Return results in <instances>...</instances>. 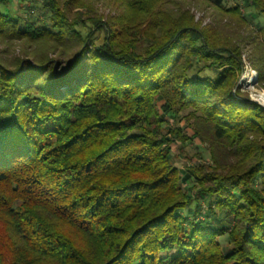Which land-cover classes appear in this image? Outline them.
<instances>
[{
	"label": "trees",
	"instance_id": "1",
	"mask_svg": "<svg viewBox=\"0 0 264 264\" xmlns=\"http://www.w3.org/2000/svg\"><path fill=\"white\" fill-rule=\"evenodd\" d=\"M97 1L26 2V19L0 12V41L27 46L23 57H0L1 212L62 263L92 264L19 207L67 220L109 255L107 264H264V109L234 94L244 69L237 42L217 35L220 21L202 27L182 0L167 2L171 21L165 0H102L107 18ZM193 1L228 18L224 27L250 29L239 6ZM246 8L264 15V0ZM35 10L51 25L32 20ZM97 32L105 34L100 46ZM259 32L264 38V27ZM261 36L253 38L263 49L254 67L264 85ZM183 109L193 111V123L192 135L175 129L181 138L214 140L225 155L222 164L212 154V173L190 167L182 175L164 151L159 127ZM195 188V213L200 200L216 198L218 225L184 227ZM6 245L1 238L0 264Z\"/></svg>",
	"mask_w": 264,
	"mask_h": 264
},
{
	"label": "rangeland",
	"instance_id": "2",
	"mask_svg": "<svg viewBox=\"0 0 264 264\" xmlns=\"http://www.w3.org/2000/svg\"><path fill=\"white\" fill-rule=\"evenodd\" d=\"M42 1L43 0H4V5L0 3V12L10 13L12 16L18 15L19 17L26 19L30 17V14L27 11V4L25 5V3L27 2L28 4H31L38 8L42 6ZM165 1L166 4L161 6V9L166 12L164 15V20L171 21V14H167V11L169 12L170 8L168 4L169 0ZM182 1V5H185V7L190 10L191 14H193L195 17V21H200L202 23V27L220 21V29L217 30V35L222 40L231 41L232 44L233 41L237 42L236 45L242 50L244 69L243 72L238 75L239 80L234 87V94L236 95V91L239 90L242 95H247V97L250 99V103H253L251 102V99H254L255 91H264V85L262 83H258V72L254 67L257 63L254 59L257 58L256 55L260 54L258 52H261L263 49L260 48V44H257L258 42L256 43V40L253 39L254 37L256 38L257 36H261L259 28L264 27V15L257 14L255 11H253L252 13L249 12L246 8L249 0H225L226 7L239 6L240 8H242V12L244 11L245 15L248 18V23L250 26V29L248 31H244L242 27L236 26L233 23H231L233 26L227 25L226 27H224L225 24L229 22L228 18L223 17L222 21L219 20L221 19L222 15L218 14L217 11H215V9L210 5V3L205 4L202 1L194 2L193 0ZM5 4L8 6H5ZM106 4L109 3H107V1L98 0L94 4V8L96 11H98L99 15L107 18L108 15L111 14V11L106 6ZM168 15H170V17H168ZM86 17L87 15H84L83 19H86ZM32 18V20L35 21L39 20L40 24H44L47 27L51 25V21L42 17L38 10H35V12L32 14ZM77 29L80 30L84 35H86L89 31V29L82 28L81 26ZM232 32L233 35H231ZM235 32L236 35L234 34ZM95 37L96 45H102L105 39V34L97 32L95 34ZM263 39L264 38H262L261 36V40ZM26 47L27 46L24 45V43L19 41L12 44H7L6 42L0 41V57H23L22 54L25 52ZM252 58L253 60H250ZM253 71L257 76L255 82H253L252 85L248 87L243 81V78L246 73L248 75ZM195 73L197 74V72H193V74ZM204 74H210V72L206 71V73L204 72ZM192 112L193 111H191V109L181 110L179 112L178 120L165 117V120L167 121L166 124H163L162 127H159L162 133V139H165L169 142L165 145L164 151L166 152L167 148L169 149L170 153L167 155V157L170 160L171 164L182 175H184V171L186 169H189L190 167H213L214 163L211 157L212 154L220 159L219 163L224 164L225 162V155L222 150L218 149L217 147H214L215 149L213 150V148L210 146L212 144L213 146H216V144H214L213 142L214 140H211V143L208 142L209 144H201L198 139H195L194 141H185L181 138L183 136V133H189V135H192L191 130L186 128L187 124L193 123V120L191 119ZM181 127L183 129V133L176 132L175 129ZM190 128H192V126ZM205 139H212L211 133H207L205 135ZM209 169L204 171L202 175L212 173L214 167L211 170ZM186 185L187 183L182 182L179 186L187 189V186H191L193 184L189 183L187 186ZM198 191L199 190L197 188H195L193 191V198L195 202L192 203L190 210L181 212L182 215L184 217H187L189 220L188 222L184 223V227L186 229L192 227L193 221L194 223L203 222L204 224L211 223L213 225H218L220 219L223 218V213L220 212L216 207L218 200L214 197L200 200L201 209L199 213H195L197 204L196 196L198 194ZM19 209L22 212L20 216L25 217V219L33 218L36 221H39L41 223L40 226L44 230H50L51 232L57 234L58 237H62L68 244L73 245V247H75V249H77L81 253H86L84 254L85 257L89 258L92 264L108 263L109 255L104 251L97 253V245L93 243V240L80 232L67 220L53 217L47 210L37 206L28 208L19 207ZM211 209L214 210V213L211 212ZM7 218L9 217L4 212H1L0 209V239L2 238L7 244L4 248H1V255L6 259L7 264H69L65 260H63L62 263V260H60L61 257L59 256H48L44 253H41L33 244V241L35 243V240L26 239L25 237H23L20 230L18 231L16 229L13 219ZM219 240L223 245H226L228 243L227 236L222 237ZM224 249L226 250L227 248L224 247Z\"/></svg>",
	"mask_w": 264,
	"mask_h": 264
},
{
	"label": "bare ground",
	"instance_id": "3",
	"mask_svg": "<svg viewBox=\"0 0 264 264\" xmlns=\"http://www.w3.org/2000/svg\"><path fill=\"white\" fill-rule=\"evenodd\" d=\"M256 74L255 72H251L250 74L244 76L243 81L245 82L246 86L250 87L252 85L253 82H255L256 79ZM254 101H257L258 103H260L263 107H264V91H255L254 93Z\"/></svg>",
	"mask_w": 264,
	"mask_h": 264
},
{
	"label": "water",
	"instance_id": "4",
	"mask_svg": "<svg viewBox=\"0 0 264 264\" xmlns=\"http://www.w3.org/2000/svg\"><path fill=\"white\" fill-rule=\"evenodd\" d=\"M251 102L256 103V104L260 105L261 107H263L260 103H258L257 101H254L253 99H251Z\"/></svg>",
	"mask_w": 264,
	"mask_h": 264
}]
</instances>
